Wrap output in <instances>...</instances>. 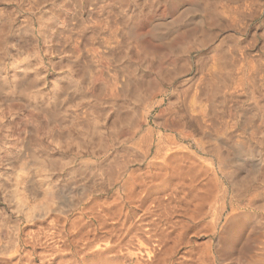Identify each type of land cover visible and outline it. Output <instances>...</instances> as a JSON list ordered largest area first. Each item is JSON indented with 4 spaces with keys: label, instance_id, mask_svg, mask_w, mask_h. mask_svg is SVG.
<instances>
[{
    "label": "bare ground",
    "instance_id": "6f19581e",
    "mask_svg": "<svg viewBox=\"0 0 264 264\" xmlns=\"http://www.w3.org/2000/svg\"><path fill=\"white\" fill-rule=\"evenodd\" d=\"M142 1L0 0V4L27 5L32 15L19 21L10 11L0 9V100L8 109V114H0V133L7 137L11 130L17 134L30 127L31 132L51 135L55 143L103 147V123L111 110L104 108L101 87L84 88L87 71L95 70V65L80 59L71 45L62 49L63 43H71V26L75 24L78 32L72 37L82 48L87 50L96 43L99 52L111 57L115 68L125 75L117 86L119 99L110 122L113 140L124 147L101 163L87 161L72 168L71 192L75 186L82 187L78 193L83 200L95 192L87 178L116 174L125 177L122 187L132 209L125 214L124 204L117 198L94 199L74 215L66 241L80 249L77 257L71 252L68 264H144L140 262L143 255L150 261L178 253L182 243L187 247L192 242L183 234L188 232L184 220L170 214H184L189 209L193 220L201 223L197 235L208 232L220 238L218 243L212 237L185 248L179 264L212 261L219 251L217 244L230 260L240 261L237 264H264V0H228L233 4L216 7L213 0H179L184 2L179 21L158 19L151 22L149 32L140 34V15L171 2L146 0L139 11L136 4ZM71 4L77 8L74 16ZM259 15L261 22L251 28V20ZM142 23L144 28L146 20ZM175 25L183 30V39L165 47L163 38ZM248 29L250 35L242 41L240 36ZM225 30L230 33L220 37ZM150 35L157 37L156 45L150 42ZM41 39L77 75L79 69L77 80L65 74L56 79L51 90L44 89L39 75L31 71L35 45ZM192 47L204 50L199 83L169 95L166 105L164 98L156 99L165 96L162 85L158 81L150 85L149 75L138 69L167 79L172 72L189 68L187 55ZM181 106L200 131L194 150L193 144L179 143V138L188 137L183 131L185 118L177 114ZM70 107L77 109L73 119ZM154 112L155 126L170 133L144 128ZM207 122L213 124L210 129ZM19 148L28 153L13 164L7 180L0 178V188L16 211L29 218L38 211V217L46 222L60 197L58 181L49 182L37 205L30 202L31 196L39 193L35 187L38 181L28 183L42 180L45 172L62 168L67 160L45 153L46 148L35 137L21 140ZM37 148L44 154L38 155ZM133 163L138 167L131 169ZM219 173L227 186L220 182ZM229 190L236 204L228 201ZM169 208L174 212L168 214ZM49 229L42 226L39 233L53 240L60 236L54 230L48 234ZM56 243L47 250L50 254L40 252L43 262L52 256L49 261L64 264L67 245ZM9 256L16 258L18 251Z\"/></svg>",
    "mask_w": 264,
    "mask_h": 264
},
{
    "label": "rangeland",
    "instance_id": "374dc122",
    "mask_svg": "<svg viewBox=\"0 0 264 264\" xmlns=\"http://www.w3.org/2000/svg\"><path fill=\"white\" fill-rule=\"evenodd\" d=\"M109 1L113 2V0H109ZM175 1L176 3H174ZM145 2L146 0H143L139 4H136L137 9L139 11L143 9ZM180 4H182V1L171 0L169 5H171L173 8L169 5L167 6L168 7L167 11H169L168 13L169 15L167 14V11L165 12L167 7L163 4L161 5L162 7H164L162 10L160 9L162 8L161 6L160 8L152 7V9L149 11L147 15H143L142 17L140 15L139 25H138L139 27L137 31L140 32V34L144 33L143 30L149 32L152 23L157 22L158 19L159 20L163 19L164 21L166 20L165 22L168 23L179 21L180 16L182 14L181 10H183L182 8L184 7V2L182 4L183 6ZM232 4L228 0H218V1L213 0L212 3L213 7H216V5H232ZM0 9L1 10L6 9L10 11L13 15H15L18 18L19 21L22 20L25 16H32L27 11V5H22L20 3L14 2L10 4H0ZM76 10L77 8L73 4H71V14H72L71 16H74ZM157 10L158 12H162V13H157ZM165 14L167 15V17L166 16L163 17V15ZM160 15L162 16V18L159 17ZM142 19L146 20V25L144 28L141 26V24H143ZM261 20H262L261 15L254 17L250 22L251 28L257 26L261 22ZM73 23H75V21H73ZM75 26H76L75 24L71 26V43H67V44L63 43L64 46L62 47V49L71 45V51L79 52L80 59H83L84 62L92 61V63L95 65V70L87 71V84L84 86V88L93 89L95 87H101L103 89V98L105 100L104 108L111 110L105 116V121L103 123V126L105 128L103 133V142H104L103 147L96 148L95 145H91L89 143L83 144L82 146H78L77 144L71 142L68 145H65V143H58V142L55 143L51 135H46L43 132H31L30 127L24 128V131L22 130L23 132L21 131V133H17V134L16 132H13V130H11L8 133L7 137H5L3 133H0V143L2 144L0 146V178L2 179H4L5 177L7 180V176L9 177V175H11L12 173L13 164L16 161H18L19 158L21 157L23 158L25 154L28 153L27 149L19 148V143L21 142V140H24L26 138H31V137L37 138L39 142L42 144V147L46 148L45 153H48L53 157H64L67 160V165L63 166L62 168L45 172L44 176H42L44 177L43 178L44 180L36 178L34 180H30L31 182L28 183L31 184L38 181L37 182L38 185L35 187L38 189L39 193L32 195L30 202L31 205H37L41 200L40 193L47 188L49 182H53L55 180L58 181V186L61 188L60 197L58 198L54 206L56 208H54V210L50 212V214H53L52 217H50L46 222L42 221L41 218L38 217L40 214V212L38 211L33 212L34 215L30 218L24 215L26 213L16 211L13 208V203L6 201L4 194L2 193V190L0 188V233H1L0 264H57L58 260L57 261L50 260L51 262L49 261V259L52 258V256H48L44 262L41 258V253L43 251L47 252L48 254L51 253L48 252L47 250H50V247H52L54 242H57L56 245L59 247L60 245L62 246V244L63 246L65 244L68 246V247L66 246V252H65V254L68 257H65L66 261L64 262V264H68L69 262H71V252L74 254V257H77L78 256L77 250L80 249L79 245L71 244L70 241H66L68 240L66 234L70 228V223L73 220L74 215L79 213L85 206H87L94 199L98 201H103L105 199L112 200L117 198L119 202L124 204L125 214L129 213V211L132 209V207L129 205V202L127 201V195L125 193L126 191L122 187L125 181V177L118 178L116 174L112 176H108V178L107 176L104 177V175L97 178H90V179L87 178V184L89 185V188L95 185L94 186L95 192L91 196L86 197L83 200L80 198L81 195L78 193L79 188L82 189V187L75 186L74 192H71L72 168H77L81 163L83 162L85 163L87 161L90 163L91 162L101 163L103 160H105L109 156H112L113 154H115L117 151H120L124 147L123 143H118L117 141L115 142L113 140L110 122H112V112L114 111L115 103L119 99L117 86L120 85V82L125 79V75L121 73L119 69L115 68L111 60V57L109 58V56H107L106 54H102L99 52V48H98L99 46L96 43L91 44L89 46V49L84 50L80 45V43L72 37L73 34H77L78 32L77 27ZM104 31L106 32V30ZM182 31L183 30L181 29L180 25L173 26V29H171L166 33L161 44L164 45L165 47H168L182 41L183 39L182 34H184ZM223 32L220 33V37H226L228 33H230L229 31L226 30ZM249 35H250V30L248 29L243 34H241L240 36L241 40L246 41ZM106 37L107 35L105 36V38ZM149 37L151 40L149 39ZM149 37L148 39L150 40V42L152 41L151 43L152 44L155 43L156 45L157 37H155V35L153 37L152 35H150ZM39 41L35 45L36 54H34L35 56H33L31 60L34 64L31 71L32 73L39 75L40 78L39 82L41 83V85L44 86V89L48 91L51 90L52 85L57 84V82H55L56 79H60L65 74H70L72 75L74 80H77L80 74L79 69L77 75L75 69L71 70L70 66H67V64L65 63L63 64L61 62L57 54H54L48 50L47 43H45L42 39ZM203 52H204L203 49L192 47L187 55L188 62L190 63L189 68L186 70H179L178 72L175 73L172 72L171 74L168 75L167 79H161L158 73L154 71L147 74L146 73L147 71H145V69H143L142 67H139L138 70L142 74L149 75V78L152 81L150 85H153L154 81H158V85H162V87L164 88L165 96L160 95L156 97V99L164 98L167 105L169 104L167 98L169 95L172 96L174 93L180 91L182 92L185 89H187L190 85H198L200 80L199 76L201 74L200 61L202 60L201 55L203 54ZM71 60L74 62L76 58L72 57L71 55ZM83 65L84 64L82 63V66ZM232 85H236V84H232ZM1 104H3L2 100H0V114L1 115L8 114V109L6 108V106H1ZM70 109H71V118L72 117L74 118L75 116L74 112L77 109L75 107L73 108L70 107ZM156 114L157 112L152 113V115L148 118L149 122H147V124L144 125V128L153 127V129H155V131L157 132L170 133V131H168L164 127L159 128L155 126L156 124L154 121V116ZM177 114L180 116H184L185 118L184 120L187 126L185 125L183 131L188 136L183 140L179 138V143L183 145L187 144L189 146L193 144L191 146V149L194 150V147L196 148L197 146L194 142L198 141L200 137L199 136L200 131L197 128V126L193 122H191L188 116H186L187 114L182 106L180 107V109H178ZM207 124L209 129L213 126L211 122H207ZM224 129L225 128L221 129L223 130L222 132H224ZM71 133L73 135L76 134L75 128H73V130L71 129ZM43 152H40L39 149L37 148L38 155L44 154ZM71 162H72V166H71ZM136 167H138V164L133 163L130 168L135 169ZM219 178H220V182H223L224 185L226 186L228 185L227 180L224 177H222L220 173H219ZM227 193H228L227 194L228 201L233 200L235 202V200L233 199L232 191L229 190ZM189 210H187L186 213L184 214H183L184 211H182L181 214L178 213L170 214L172 211L174 212V210L172 208H169L170 212H168V210H166V212L170 215L179 217L182 220H184V222L186 223L184 229L188 228L187 229L188 232L183 231V234L186 236V241L190 239L188 241L192 242V244L187 245L186 247V244L184 242L178 248L179 249L178 253H176L177 252L176 251L174 254L166 255L161 260L156 259L157 261L153 258H151V260L148 261L146 256L143 255V257L140 259V262H143L144 264H179L180 259L178 261V258L181 257V253L185 248L192 247L193 244L199 245L212 239L213 236H211V234L208 232L206 233L201 232L197 235L196 230L199 231L201 223L199 221L197 222V220H193V212ZM187 212L190 213L187 214ZM60 220H62V222ZM189 221L190 223H188ZM42 226L50 227L48 234L52 233L54 230L58 232L60 236L57 239L53 240L50 239V236H45V234L39 233V229ZM188 233L189 236H187ZM213 238L215 239V243H218L220 235H216ZM218 247H219V251L216 254L215 259H213L212 261H209L207 259L206 261H204L203 264L240 263V261L238 260H232V259L230 260L227 255V252L224 253L221 250V246H218L217 244V249ZM16 251H18V256L16 258L9 256L14 254V252ZM6 252L8 253V256H4ZM124 264H131V263L126 261Z\"/></svg>",
    "mask_w": 264,
    "mask_h": 264
}]
</instances>
